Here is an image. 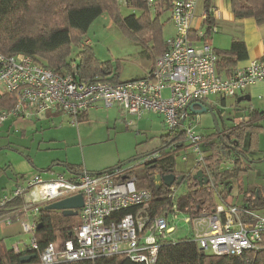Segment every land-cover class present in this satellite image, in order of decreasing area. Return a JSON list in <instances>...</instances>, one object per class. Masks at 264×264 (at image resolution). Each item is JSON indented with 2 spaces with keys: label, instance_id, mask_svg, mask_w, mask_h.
I'll list each match as a JSON object with an SVG mask.
<instances>
[{
  "label": "built area",
  "instance_id": "obj_1",
  "mask_svg": "<svg viewBox=\"0 0 264 264\" xmlns=\"http://www.w3.org/2000/svg\"><path fill=\"white\" fill-rule=\"evenodd\" d=\"M198 1H173L170 9L173 35L166 39L167 48L155 60L153 69L138 79L78 83L71 74L55 73L29 56H5L0 52V102L7 100L10 104L0 110V125L11 117L28 119L59 110L69 115L71 124L76 126L78 119L97 102L106 108L118 107L123 116L132 117L127 120L128 127L146 114H156L164 117L168 132L173 133L183 116V140L170 141L163 152L150 153L136 166L98 175L84 173L74 179L60 174L42 182L35 177L25 186H17L11 196L1 198L0 210L12 199H22L20 208L0 214V224L19 222L22 233L30 237L28 243L12 246L16 253L37 252L40 264L117 255L136 264H156L160 243L179 224L187 227L186 237L206 254L232 256L255 253L262 248L264 215L221 201H216L212 212L187 209L180 199L184 194L180 196L175 187L170 189V203L153 215L149 207L152 193L146 186H140L144 182L132 173L167 155H173L176 163L178 160L190 163L191 169H204L207 157L204 149L209 139L194 129L198 116L189 111V105L207 102L217 106L210 102L212 97L218 101L237 98L250 86L264 83L261 60L235 70L231 77L218 74L217 55L212 47L207 41H197L204 34L194 26ZM147 2L152 4V0ZM78 194L83 200L78 210L79 225L66 241L48 244L39 251L34 234L41 209Z\"/></svg>",
  "mask_w": 264,
  "mask_h": 264
},
{
  "label": "trees",
  "instance_id": "obj_2",
  "mask_svg": "<svg viewBox=\"0 0 264 264\" xmlns=\"http://www.w3.org/2000/svg\"><path fill=\"white\" fill-rule=\"evenodd\" d=\"M31 0H0V52L5 56L23 54L31 57L37 64L50 69L60 75L71 74L74 80L78 83L108 81L119 83L116 74L111 70H107L105 66L100 65L89 54L82 56V61L78 65H74L69 59L70 44L73 40L81 41L91 24L101 16L104 10L107 11L115 20L114 23L120 25L134 34L141 37V42L152 41L153 46L150 53L145 52V58L155 64V60L165 52L167 46L161 38V26L158 17L164 12L171 9L174 0H152V4L148 5L147 0H113L112 4L109 0H79L77 6H73L62 10L61 21L58 26L44 27L41 32L35 34L25 33L24 19L28 12L29 2ZM116 1V2H115ZM230 3V11L234 19H253L256 25H264V0H228ZM117 3V4H116ZM129 3L128 10L141 11V17L128 15L122 17L119 12L118 4ZM153 7V8H152ZM160 9V11H159ZM151 11L154 12V17L151 16ZM118 18V19H117ZM214 22L209 11H206V19L203 27V37L197 41H207L208 36L213 32ZM174 32V30H173ZM173 35V33H172ZM171 35V36H172ZM170 36V37H171ZM194 38V34H192ZM264 45V42H263ZM89 46L84 43V47ZM213 49V48H212ZM217 55L216 70L219 75L225 74V77L233 75L234 69L238 62L247 58V48L245 43L240 39H233L231 45L227 49H213ZM264 61V54L261 58ZM223 77V76H222ZM225 101H221L224 104ZM213 106V105H211ZM216 107V106H214ZM56 112V111H52ZM57 112L63 113L59 110ZM64 114V113H63ZM67 115V114H64ZM85 115V114H84ZM82 115L78 122L83 118ZM69 116V115H67ZM251 118L247 121H242L239 124L227 128L229 131L223 133L222 138L218 137L217 142L208 144L209 151H213V158H216L217 150H221L223 160H230L232 169L227 171H219L211 164L212 160L206 157L204 160L205 168L202 173L208 179V183L200 186L198 181L194 179L191 171L176 170V159L173 155H167L157 161L139 168L138 171H133L139 180L143 181L152 193V200L149 207L152 214H159L162 209L170 203L171 187L185 189L184 196L181 202L184 201L185 207L199 208L206 212H212L216 205L215 193L218 194V200L226 205H232L226 202L223 198V192L229 191L231 180L238 178L241 173L252 168L254 161H248L245 156V151L238 144L243 137L244 127H251L258 122L261 117L264 119V112L253 111L250 114ZM258 118V119H257ZM254 119V120H252ZM260 125H257V127ZM261 128V127H260ZM167 139L162 141L163 147L158 151L163 152L166 144L170 141L181 142L183 140V132L176 130L173 133H167ZM252 142L255 141V134H251ZM208 139V138H207ZM211 139H209L210 141ZM160 152V153H161ZM222 160V159H220ZM222 160V161H223ZM220 162V161H218ZM120 165V164H119ZM118 166L109 168L108 172L114 171ZM105 172V171H104ZM173 174L176 177L182 176V181L179 185L166 187L162 183H157V176H166ZM221 180V181H220ZM221 185L222 190L217 191V187ZM256 198H252V202H246L250 194L245 196L243 208L256 210L260 207V203L264 204V193L259 191L255 194ZM228 197V196H227ZM21 198L12 199L6 207L0 210V214H4L12 208H17L21 204ZM235 205V204H233ZM236 206V205H235ZM239 207V206H237ZM127 212V211H126ZM126 212H123L126 213ZM58 215L61 224L64 226L55 227V223L51 219V214ZM38 225L34 234V239L38 245L39 251L43 250L48 244L59 243L70 238L72 230L79 225L73 223L70 217H65L56 211L41 209L38 215ZM61 235L56 238V234ZM59 240V241H58ZM25 255H35V259L29 263H21L20 257ZM0 264H40L37 252L16 253L13 249H7L3 241H0ZM54 264H136L124 256L99 257L95 259H83L78 261L58 262ZM156 264H264V240L262 248L253 252H243L240 255L214 256L202 252L189 237L177 241L163 240L160 243L158 250V259Z\"/></svg>",
  "mask_w": 264,
  "mask_h": 264
},
{
  "label": "rangeland",
  "instance_id": "obj_3",
  "mask_svg": "<svg viewBox=\"0 0 264 264\" xmlns=\"http://www.w3.org/2000/svg\"><path fill=\"white\" fill-rule=\"evenodd\" d=\"M78 1L31 0L29 2L28 12L25 15L26 18L23 20L25 33L35 34L41 32L45 26H58L61 21L62 10L77 6L79 4ZM109 1L111 4L114 2L113 0ZM128 6L129 3L126 6L122 3L118 4L122 17L128 15H135L137 18L141 17V11L128 10ZM151 16L154 17L153 11H151ZM113 20L115 18L104 10L101 16L91 24L81 41L76 42L73 40L71 42L69 59L76 66L81 63L83 53L89 54L100 65L105 66L108 71H113V74H116L120 82L140 78L144 72L143 66L147 63L145 52L150 53L153 43L152 41L142 43L140 41V35L134 34L126 28L117 25ZM158 20L161 26V38L165 42L169 34L173 31L170 11H164L158 17ZM86 41H88L87 45L89 47L84 49L82 47H84ZM254 60L263 61L261 58ZM165 96H167V93H165ZM258 97L255 96L250 101L240 102L239 107H235L237 100L226 99L224 104H222L221 101L212 97L210 102L216 103L217 107L221 110V115H218L217 118L218 125L220 126L222 124L226 128H231L242 121L250 119L252 110L262 112L264 110V97ZM99 110L101 111L92 112L93 114L78 122L76 126L71 124V117L68 116L69 120L63 119V125L58 123L43 125L36 134H33L35 135L36 141L41 137L44 138V141L52 136L57 137L59 140L57 146H53L54 144L47 143L48 141H46L41 144L43 148L38 151L35 148L36 141L31 142V134L25 140L19 138L20 136L14 135H11L8 139L17 144H25L27 147L32 148L31 158L38 155L39 160L46 162V166L50 165L51 160L58 156L60 159L67 160V163L69 162L80 166L85 164L87 166L115 167L131 159L156 152L163 147L162 141L166 140L168 135V129L165 126L163 116L156 114H152L150 118L145 116L143 119L135 121L134 127L129 128L127 127V122H125V116H123L118 108H106L103 106ZM197 116V122L193 126L196 132L211 139L208 142L209 145L216 143L217 135L214 130V121L211 114L206 112L197 114ZM257 121L254 126L244 127V135L238 142L243 151H245L247 160L254 161L252 168L241 173L238 178L231 180L229 185L230 190L227 193L224 191L222 194L226 202L239 207L243 206L245 196L248 193L250 196L246 199V202H252V198H256V192L259 191L260 194L264 193V119ZM257 125L260 126L257 127ZM252 132L255 134L254 142H252L251 138ZM49 145L52 148H60L61 150L58 151H62V154L59 155L55 151L46 150L45 146ZM208 148L207 145L204 150L207 153V157H209L208 160H212L211 164L213 166L218 167L219 171H229L232 169L233 165L231 161L223 160L221 150H217L218 155L216 158H213V151H209ZM139 160H134L126 166H136L140 162ZM53 170L56 173L60 172L59 167H54ZM176 170L191 171L194 175L203 169H191L190 163L183 164L178 160ZM2 183L7 184L8 182L4 180ZM144 185L141 184L140 186ZM11 187L12 185H7L5 190H10ZM176 190L180 196L185 192L183 186ZM221 190L222 186L219 185L217 191L219 192ZM215 197L216 201L219 202L217 193H215ZM182 203L185 207L184 201ZM259 203L260 207L254 211L264 215V204ZM186 208L189 209L188 206ZM56 213L60 214L58 211ZM51 219L55 223V227L58 226L61 228L64 226V222L56 224L57 222H61L58 215L52 213ZM70 220L73 221L74 225L78 224L79 211L77 215L70 216ZM13 225L14 227L9 231L5 229L7 226L0 225L1 230L7 232L3 238H0L7 249H10L16 243H28L30 239L28 235L22 233L19 222H15ZM186 236H188L187 227L184 224H179L178 229L168 239L170 241H177ZM60 237V233L56 234L57 239Z\"/></svg>",
  "mask_w": 264,
  "mask_h": 264
},
{
  "label": "crops",
  "instance_id": "obj_4",
  "mask_svg": "<svg viewBox=\"0 0 264 264\" xmlns=\"http://www.w3.org/2000/svg\"><path fill=\"white\" fill-rule=\"evenodd\" d=\"M206 11H209L214 22L215 29L207 39V43L213 49H227L231 45L233 39H240L245 43V46L247 48V58L237 63L236 67L232 69L233 73L237 69L246 67L250 61L262 58L264 54V25H256L253 19H234L230 11V3L228 0H199L195 10L194 26L196 28L201 30L203 29L206 19ZM172 33L173 31L169 34L168 37H170ZM85 43L87 44L88 41H86ZM146 62L147 63L145 64V66H143L144 72L141 77L149 73L154 67V61L152 63L146 59ZM222 76L225 77V74L222 73ZM258 95L261 96L258 97ZM242 96H248L250 97V100L255 96H257L258 98L264 97V83H257L253 86H250L239 97ZM239 97L229 99L237 100ZM240 102H236L237 104L235 105V107H239ZM9 106L10 104H8L7 100L0 102V110L2 107ZM103 106L104 105L102 102L95 103L94 107L89 109L88 112L83 116L82 120L86 119V117L90 116V114H93L92 112L94 111H101L99 109ZM257 112H259V110H257ZM263 112L264 110L260 112V114ZM151 115L152 114H147L144 115V117L147 116L148 118H150ZM63 119L69 120V117L57 111H48L28 119L11 117L6 119L0 125V199L6 196H11L12 192L16 189L17 186H25L28 181L33 180L35 177H38L42 182H46L54 179L57 175L60 174H62L67 179H74L84 173L90 175H98L108 170L109 168L111 169L112 166H87L85 164H82L80 166L69 162L67 163V160L65 161L63 159H60L58 156L51 160L50 165L46 166V162L39 160L38 155L31 158L32 148H30L29 146L27 147L25 144H17L8 139L9 137H11V135H14L20 136L19 138L25 140V138L29 134H31V142L33 143L34 141H36L35 135L33 134H36L41 126L53 125L56 123L63 125ZM128 119H132V117L125 116V122H127ZM259 119H261V117H259ZM46 141H48L47 143L54 144L53 146H57L59 144L58 138L54 136L48 138ZM46 141H44V138L41 137L38 141L35 142V148L40 151L39 149L43 148L41 147V144ZM50 146L51 145L45 146L46 150L55 151L57 152L56 154L59 155L62 154V151H58L61 150L60 148H52ZM51 154L53 153L51 152ZM50 167L51 169L49 170ZM54 167H59L60 172L56 173L55 170H53ZM4 180H6L8 183H2V181ZM7 185H12L10 190H5ZM21 205L22 202L18 207L20 208ZM14 223L15 222L11 224L1 223L0 225L3 224L7 226L5 229L6 231H9L14 227ZM6 234L7 232H3L0 228V238H3ZM17 245L21 246V244L19 243ZM10 249H12V246L10 247Z\"/></svg>",
  "mask_w": 264,
  "mask_h": 264
},
{
  "label": "water",
  "instance_id": "obj_5",
  "mask_svg": "<svg viewBox=\"0 0 264 264\" xmlns=\"http://www.w3.org/2000/svg\"><path fill=\"white\" fill-rule=\"evenodd\" d=\"M240 101H250V97H239L237 99V102ZM189 111L193 114H200V113H210L211 117L213 118L214 121V130L217 134V137H220V139L222 138L223 133L228 132L229 130L224 127V125L222 126V124L219 126L218 122H217V118H218V113L213 109V107L210 105V103L207 102H197V103H192L191 105H189ZM185 111L182 112V114H184ZM183 123V116L180 118L179 120V127L178 130L181 131V125ZM150 155L146 154L143 157H138L135 159H131L129 161H126L120 165H118V167L116 169L122 168L126 165H128L130 162H133L134 160H141V158H145L146 156ZM51 169V167L49 168V170ZM108 171H105L103 173H106ZM194 179H196L199 183L200 186L205 185L208 183V179L207 177H205L202 173V171H198L195 175H194ZM155 181L157 183H162L164 186L166 187H170L173 184H177L179 185L182 181V176L179 177H175V175L173 174H169L166 176H157L155 178ZM230 190V188H229ZM83 206V200L80 194L72 196V197H68L66 199L51 203L47 206L44 207L45 210H51V211H58L60 212L63 216L65 217H70V216H75L78 214V210L80 208H82ZM35 259V255H25L20 257V262L21 263H29L31 260Z\"/></svg>",
  "mask_w": 264,
  "mask_h": 264
},
{
  "label": "flooded vegetation",
  "instance_id": "obj_6",
  "mask_svg": "<svg viewBox=\"0 0 264 264\" xmlns=\"http://www.w3.org/2000/svg\"><path fill=\"white\" fill-rule=\"evenodd\" d=\"M212 107L218 113V115H221V110L219 107H217V106L216 107L212 106ZM217 139H218V137H217Z\"/></svg>",
  "mask_w": 264,
  "mask_h": 264
},
{
  "label": "clouds",
  "instance_id": "obj_7",
  "mask_svg": "<svg viewBox=\"0 0 264 264\" xmlns=\"http://www.w3.org/2000/svg\"><path fill=\"white\" fill-rule=\"evenodd\" d=\"M217 135V134H216Z\"/></svg>",
  "mask_w": 264,
  "mask_h": 264
}]
</instances>
